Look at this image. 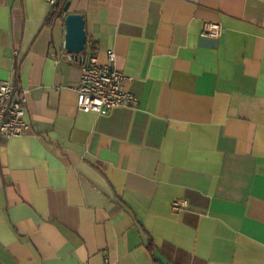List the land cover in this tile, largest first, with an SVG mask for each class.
<instances>
[{
    "label": "crops",
    "instance_id": "crops-1",
    "mask_svg": "<svg viewBox=\"0 0 264 264\" xmlns=\"http://www.w3.org/2000/svg\"><path fill=\"white\" fill-rule=\"evenodd\" d=\"M109 49L139 105L80 110ZM3 79L31 126L0 135V264H264V0H0Z\"/></svg>",
    "mask_w": 264,
    "mask_h": 264
},
{
    "label": "built area",
    "instance_id": "built-area-1",
    "mask_svg": "<svg viewBox=\"0 0 264 264\" xmlns=\"http://www.w3.org/2000/svg\"><path fill=\"white\" fill-rule=\"evenodd\" d=\"M56 4V0H48ZM223 32L220 23L210 22L205 25L203 36L218 39ZM130 80L117 65V54L114 50L106 51V61H99V54L94 51L83 67L79 84L75 87L78 93V108L84 111L104 113L121 107H137L139 98L126 88ZM27 89H17L7 79L0 80V135L7 139L23 136L30 128L27 118ZM186 206L183 200L174 202V209L181 211ZM105 264H110L108 257Z\"/></svg>",
    "mask_w": 264,
    "mask_h": 264
},
{
    "label": "water",
    "instance_id": "water-1",
    "mask_svg": "<svg viewBox=\"0 0 264 264\" xmlns=\"http://www.w3.org/2000/svg\"><path fill=\"white\" fill-rule=\"evenodd\" d=\"M71 2L64 6V12L68 13L65 18V50L79 59L86 51L88 35L86 30V21L82 14L69 13Z\"/></svg>",
    "mask_w": 264,
    "mask_h": 264
},
{
    "label": "trees",
    "instance_id": "trees-1",
    "mask_svg": "<svg viewBox=\"0 0 264 264\" xmlns=\"http://www.w3.org/2000/svg\"><path fill=\"white\" fill-rule=\"evenodd\" d=\"M65 1H67V0H65ZM61 8L63 9V7H62V6H61ZM62 9H61V10H62Z\"/></svg>",
    "mask_w": 264,
    "mask_h": 264
}]
</instances>
